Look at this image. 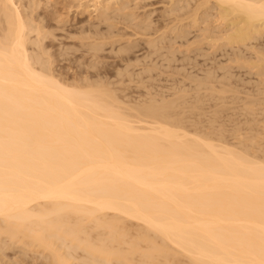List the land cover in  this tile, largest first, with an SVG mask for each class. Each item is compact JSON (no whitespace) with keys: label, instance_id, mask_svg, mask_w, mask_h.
<instances>
[{"label":"bare ground","instance_id":"6f19581e","mask_svg":"<svg viewBox=\"0 0 264 264\" xmlns=\"http://www.w3.org/2000/svg\"><path fill=\"white\" fill-rule=\"evenodd\" d=\"M58 1L0 0V257L5 238L42 264H264V0L160 1L162 28L155 10L135 16L142 0ZM193 31L210 65L196 108L241 112L233 149L187 132L177 99L130 104L131 121L112 83L69 85L51 68L54 46L57 60L94 59Z\"/></svg>","mask_w":264,"mask_h":264},{"label":"rangeland","instance_id":"374dc122","mask_svg":"<svg viewBox=\"0 0 264 264\" xmlns=\"http://www.w3.org/2000/svg\"><path fill=\"white\" fill-rule=\"evenodd\" d=\"M160 1H163L164 3H166L167 0L166 1L165 0H145V1L142 0V1H140V3H139V1H137L135 3V7L138 4L137 8L136 9L133 8L136 11L135 16L140 17L145 12L148 13V11L151 12V11L155 10L154 12H151V14H150V17H149L150 21H152V23H153L152 26L156 25V26H154L155 28H157V26H160L162 28L163 23L165 24L166 21L169 22V20H166L164 22V21H162V19L160 20V17H159L160 14L158 16V11H160L162 9L163 4H164ZM58 2H60V0ZM133 7H134V5H133ZM138 7H139V9H138ZM142 7H144V8H142ZM74 17L77 18V16L75 14H74ZM84 17H86V15H84L83 18ZM69 19L71 20L72 17H70ZM154 22H155V24H154ZM160 27H158V28H160ZM161 28H160V31L162 30ZM123 31L126 32L127 30H123ZM129 31H127L126 33L129 34ZM58 33H59L58 35H60V34L62 35V33H60V32H58ZM158 34H160V32ZM130 35H131V33H130ZM190 35L188 36L189 39H187V41L181 40L182 42L180 43V45H179L180 41H176L175 42L176 45L174 43H173L174 45L173 44L172 45L166 44L165 46L162 45L163 48H161L160 46L156 47L158 49L150 48V46L148 48V44H146L145 38L142 37L141 35L140 36L138 35V38H137V36H135V39L133 38L134 37L133 36L132 38L135 40L134 41L135 45L133 46L131 53H128V54L124 53L123 54L121 52L122 55L120 53L117 54V52H116L117 50L116 51L115 50L109 51V49H111V48L116 49V47H118V44H117V46L115 45L114 48L113 47L110 48L109 45H107V46L103 47L104 50L101 51V53L99 52L100 54L97 53L99 56V57L98 56L97 57L101 58L100 60H98L97 57L93 59V57H95V56L90 58V56H92V54L90 53L91 55L88 56V55H85L83 51L82 52L77 51L76 53L74 52V54L72 53L74 55V56L72 55L73 58H72V56L70 57L67 55L68 58H66L64 56H59V57H63L65 60L63 58H62L63 59L62 61H61V59L57 60V55H54V52H56V47L54 46L53 48H51L52 50L49 49L50 53L51 54L53 53V56H54V57L52 56L54 58L53 60H55V63L52 62L53 66L51 68L53 70V73L56 72V73H54V75L60 73V74H58V76H61L63 79H65L64 82L65 83L67 82L69 85H71V82L74 85L76 82H78L77 85H81L80 84L81 82H82V85H84L85 82L87 84H89L91 82V80H92V82H98V81L101 82L102 80H105V83H107V82L109 84L112 83L113 85L112 84L111 85L108 84V85L111 88H113V89H111V91H113V90H114V92L117 91V94L115 93L116 94L115 96L118 98L117 100L119 101V104L120 105L124 104L121 106H123L122 107L123 109L124 108L127 109L126 113H129V114L131 113L133 115L132 117L135 116L134 118H132V117L129 118L131 121L138 120V117L136 116V114L134 115V111H132L134 107H137V105L138 106H140L142 104L144 105V103L150 102V101L161 103V101L167 102V101H173V100L177 99L175 102L177 104H179L180 108H182L181 118L183 117V119H184L183 123H186V124H184V125H186V127L184 125L183 126L186 128V129L185 128L184 129L187 132L194 134L200 138H204V139H208V140L210 139L211 142L214 144H218L221 146H227V147L233 149V148H235V146L233 145L234 143L231 140L230 135H232L231 134L232 131L234 132V130L242 127V126L235 125V123L242 118L241 116H239L241 114V112L239 110H237L238 113L235 111L236 114L240 117V118L238 117V120H236V118H237V116H235L236 114L233 115L236 117V118H234L233 116H231V114H230L231 112L222 113V114H219L216 116L215 112L217 110L215 107H213V104L210 103L209 101L205 102V103L203 102L204 104L201 105L202 106L201 109H199L200 106L199 107L197 106V108H196V100H198L197 98L200 96V94L201 95L205 94V90H199V88L196 85L201 80V78L203 77V74H204L203 70H207L208 68H210L209 67L210 65L208 64L209 63L208 61H206L202 58H199V57L196 58V45H195L196 44V32L193 31ZM123 38H128V35L126 37H123ZM132 38H130V39H132ZM184 42H186V43H184ZM64 43H66V40ZM67 43L69 44V42H67ZM136 47H137V49H135ZM146 47L149 49L148 51H147ZM153 49L156 52H157V50H160V49H161V51H159L156 54V52ZM164 49H165V51H164ZM135 51H137V52H135ZM174 51H176V54H172ZM104 52H106V53H104ZM111 52H113V54H114V52H116V53L113 55V54H111ZM81 53H83L85 56ZM102 53L104 55H102ZM143 53H145V54H143ZM153 53L156 55H154ZM170 53L172 54V56L174 55L173 56L175 58L174 60L171 59ZM205 53H208V51ZM87 54H89V53L87 52ZM105 54H107V55H105ZM116 54L119 55V57L120 56L121 57L119 58ZM146 54H147V56L149 55L148 56L149 58L146 56ZM69 55H71V54H69ZM100 55H101V57H100ZM133 55H135L136 57L135 56L133 57ZM152 55H153V57H151ZM167 55H169L168 58H166ZM86 56H87V58H86ZM141 56H144L143 57L144 59L141 58ZM161 56L163 58H161ZM78 57H80V58H78ZM145 57H147V58H145ZM150 58H151V60H150ZM153 58L157 61V63L154 62L155 60ZM169 58L171 59V61H168ZM72 59H73V61H71ZM133 59L134 60L137 59L139 64L138 63L135 64V61ZM145 59L147 62H145ZM186 59H188V61ZM206 59H208V58H206ZM119 60L120 61L122 60V61L120 62ZM123 60L125 61V63ZM79 61H80V63H79ZM141 61H143V62H141ZM164 61H166V63H164ZM89 62H93V64H94V66H92L93 68L92 67L90 68L92 63H89ZM147 63H151V64L154 63V64H153V66L149 64L150 65L149 66ZM102 64L103 65L105 64V65L103 66ZM158 64H160L159 67H158ZM100 65L102 67H100ZM144 65H145V68H144ZM96 67H99V68H96ZM128 67L131 70H128L127 69ZM140 67H141V70H140ZM146 67H148V68H146ZM53 68L55 69V71ZM142 68H144L145 70ZM122 69H125V73H126L125 75H123L124 70H122ZM126 69H127V71H126ZM143 71L145 72V74L142 73ZM146 71H147V73H146ZM118 73H119V75H118ZM137 73H138V75H137ZM95 74L97 76H95ZM132 74H133V76H132ZM115 75H118L117 76L118 78ZM85 76L87 77L88 81L86 80ZM140 76H142V77H140ZM120 77H121V79H120ZM80 78H81V82L79 81ZM98 78H99V80H98ZM94 79H96V80H94ZM59 80H62V79L59 78ZM89 80H90V82H89ZM139 81H141V82H139ZM92 84H94V83H92ZM180 93H181V95H180ZM196 94H198L199 96ZM178 96L181 98L178 99L179 98ZM184 99H186V100H184ZM182 103H184V104H182ZM127 104L129 106H127ZM130 104L134 107L132 108V106H130ZM234 113L232 111V114H234ZM139 118H142V117L139 116ZM217 119H218V121H217ZM230 121H231V123H230ZM220 131H222V132L225 131L224 132L225 140H218L217 137L215 138L212 135L215 133L218 134ZM206 135H209V136H206ZM210 135H212V136H210ZM256 160L259 162H264V160H261V159H256ZM134 224L135 223H130V222H127V223L124 222V224L122 223V225L126 229L128 235L131 236L132 238L135 237V234L140 227L139 225H137V224L134 225ZM3 239L4 240H3V244H2V249H3L2 253L5 257H0V258L6 264H42L43 261L39 257L40 255H35V254L31 255V254H29V253L27 254L25 252H24L25 254H23L21 252V249H22L21 247H18L16 245H11L10 241L6 240L5 238H3ZM178 259L181 262V264L186 263V259L183 258V256L178 255ZM76 260L72 259V261H76Z\"/></svg>","mask_w":264,"mask_h":264}]
</instances>
